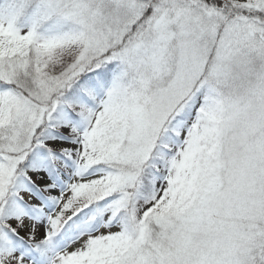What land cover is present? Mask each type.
Segmentation results:
<instances>
[{"label": "snow or ice", "instance_id": "1", "mask_svg": "<svg viewBox=\"0 0 264 264\" xmlns=\"http://www.w3.org/2000/svg\"><path fill=\"white\" fill-rule=\"evenodd\" d=\"M0 264H264V0H0Z\"/></svg>", "mask_w": 264, "mask_h": 264}]
</instances>
